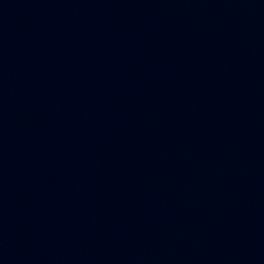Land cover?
<instances>
[{"label":"water","instance_id":"water-1","mask_svg":"<svg viewBox=\"0 0 264 264\" xmlns=\"http://www.w3.org/2000/svg\"><path fill=\"white\" fill-rule=\"evenodd\" d=\"M0 264H264V0H0Z\"/></svg>","mask_w":264,"mask_h":264}]
</instances>
